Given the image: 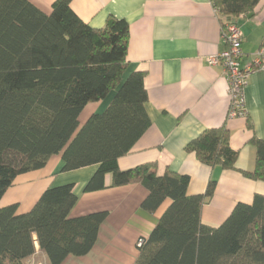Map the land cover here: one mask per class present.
Instances as JSON below:
<instances>
[{
    "label": "trees",
    "instance_id": "trees-1",
    "mask_svg": "<svg viewBox=\"0 0 264 264\" xmlns=\"http://www.w3.org/2000/svg\"><path fill=\"white\" fill-rule=\"evenodd\" d=\"M261 0H216L223 28L254 12ZM72 0H54L44 14L29 0H0V201L15 179L43 169L61 155L63 171L98 166L85 192L141 184L149 192L142 210L153 214L172 204L145 243L136 264H264V196L238 204L219 228L202 222L203 206L214 196L211 181L203 195L189 196L190 177L152 164L120 170L151 126L146 111L144 72L126 79L129 25L110 18L102 29L84 23ZM117 91L109 107L80 128L90 103ZM257 165L246 176L264 181V140L254 139ZM186 150L210 167L236 168L226 128L207 130ZM75 186L47 189L34 208L17 214V205L0 208V264H24L36 244L49 264L84 257L97 243L107 212L72 218L78 203Z\"/></svg>",
    "mask_w": 264,
    "mask_h": 264
},
{
    "label": "crops",
    "instance_id": "crops-1",
    "mask_svg": "<svg viewBox=\"0 0 264 264\" xmlns=\"http://www.w3.org/2000/svg\"><path fill=\"white\" fill-rule=\"evenodd\" d=\"M216 0H72L76 15L94 29H102L110 18L129 25L125 79L144 72L148 92L146 111L151 126L132 151L118 161L120 170L152 164L158 176L167 171L190 177L189 196L203 195L211 181L214 196L202 209V222L219 228L240 203L252 205L256 195L264 196V181L254 180L257 147L264 140V67L255 65L264 48V0L254 12L234 21L244 34L241 67H253L245 89V117H229V82L222 66H210L208 59L227 49L222 17ZM46 15L54 0H29ZM218 9V8H217ZM90 103L79 117L80 128L95 114L103 113L115 94ZM226 128L231 148L238 153L236 168L225 170L201 163L187 145L207 130ZM61 155L53 156L41 170L18 176L7 190L0 208L17 205V214L30 212L43 193L52 187L74 185L78 203L72 218L107 212L93 250L84 257L70 256L64 264H136L137 242L149 237L171 206L166 200L153 214L142 210L149 192L141 184L113 188L107 175L106 188L85 192L98 166L64 172ZM49 264L36 244V253L24 264Z\"/></svg>",
    "mask_w": 264,
    "mask_h": 264
},
{
    "label": "built area",
    "instance_id": "built-area-1",
    "mask_svg": "<svg viewBox=\"0 0 264 264\" xmlns=\"http://www.w3.org/2000/svg\"><path fill=\"white\" fill-rule=\"evenodd\" d=\"M216 12L219 13L217 8ZM223 37L227 49L210 57L208 63L210 66H222L228 79L230 93L229 117H245L247 114L244 100L245 89L253 73L254 66L264 67V48L257 54L253 67L242 68L244 34L236 22L229 23L224 27ZM144 243L145 237H141L137 242V248L139 249Z\"/></svg>",
    "mask_w": 264,
    "mask_h": 264
},
{
    "label": "rangeland",
    "instance_id": "rangeland-1",
    "mask_svg": "<svg viewBox=\"0 0 264 264\" xmlns=\"http://www.w3.org/2000/svg\"><path fill=\"white\" fill-rule=\"evenodd\" d=\"M114 92H115V91H112V92L109 94V98L113 95ZM37 264H45V262L40 260L39 262H37Z\"/></svg>",
    "mask_w": 264,
    "mask_h": 264
}]
</instances>
